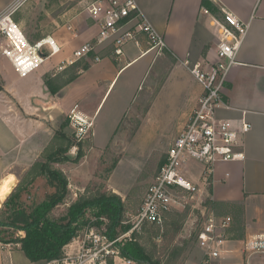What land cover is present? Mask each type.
Wrapping results in <instances>:
<instances>
[{"label":"crops","instance_id":"0c3cea01","mask_svg":"<svg viewBox=\"0 0 264 264\" xmlns=\"http://www.w3.org/2000/svg\"><path fill=\"white\" fill-rule=\"evenodd\" d=\"M17 1L0 0V14ZM24 1L18 3V9ZM210 1L219 8L218 14L207 11L203 0H136L143 19L163 40L162 49H151L144 35L140 37V45L135 41L125 44V53L120 58L112 55L113 45L102 46L98 50L101 59L97 61L94 57V63L88 69H82L75 80L62 87L66 92L61 96L60 89L54 92L48 88L44 77L54 68L58 69L75 49L93 41L100 25L92 19L91 24L78 28V37L65 29L59 37L45 35L39 39L38 42L52 36L63 45L55 55L66 52V57L51 69L46 62L52 57L47 59L41 69L32 71L34 75L31 72L22 77L13 69L18 74L17 78L7 80L5 88L0 91V186L7 177L13 176V191L21 182L19 177L29 175L35 162L55 145L56 132L74 108L90 123V142L98 135L97 123H124L135 103L139 102L136 91L150 76L151 69L154 70L151 75L154 90L140 99L144 110L138 115L139 127L131 135L133 140L130 137L126 145L130 146L146 123L165 120L178 123L173 142L204 92L188 66L200 63L209 68L217 62L219 32L215 19L223 18L221 9L225 7L240 20L249 22V30L237 55L238 63L231 68L227 79L225 98L231 107L222 108L218 113L220 117L239 120L246 109L252 127L242 137L243 160L218 162L208 182L203 181L204 166L200 163L197 166L198 162L193 161L189 177L200 182L201 198L207 203L211 200L208 205L218 215H230L234 219L232 226L225 231L230 250L210 264H264V254L249 256L237 249L247 234L264 230V0ZM136 23L133 21L127 26L132 27ZM136 28L138 31L139 27ZM119 125L112 139L116 138ZM91 145L87 151L94 148ZM123 161L124 154L117 165ZM112 173L111 181L114 180ZM37 181L41 179L33 184L32 193H40L43 189ZM125 189L115 188L112 192L123 198ZM6 198L3 197L1 205ZM65 204L70 203L67 201ZM77 248L78 243L73 240L65 246V254ZM191 254L185 264H195L204 256L198 247ZM110 257L113 264H125L115 255ZM0 264L45 262L31 261L19 244L0 241Z\"/></svg>","mask_w":264,"mask_h":264},{"label":"built area","instance_id":"2783aa9c","mask_svg":"<svg viewBox=\"0 0 264 264\" xmlns=\"http://www.w3.org/2000/svg\"><path fill=\"white\" fill-rule=\"evenodd\" d=\"M21 2L22 0L12 3L0 14V41L3 43L1 55L10 61L20 76L25 77L32 71L41 69L45 61L58 53L63 45L52 36L37 43H32L27 38L22 26L14 19L17 5ZM221 12L223 18L215 19L219 32L218 60L209 68L200 63L188 66L193 77L203 86L204 92L186 125L166 152L164 162L146 192L132 228L115 239H110L95 227L86 228L73 239L78 243L76 250H70L63 258L46 261L45 264H108L109 255H115L125 264H138L121 255L118 243L131 237V233L140 230L145 224L163 226L169 211L185 209L187 206H192L193 211L199 212L201 221L196 245L204 256L195 264H210L213 259L220 258L230 250L225 231L232 226L233 217L218 215L201 198L200 182L189 177L193 161L204 166L203 181L208 182L218 162L243 160L245 153L242 150V137L252 127L247 119L246 109L239 120L220 117L218 113L222 108L231 107L225 98L227 79L231 68L238 63L237 55L249 30V22L240 20L225 7ZM84 13L86 15H83L82 21H98V34L93 41L75 49L72 56L59 65L60 70L92 53L95 54V60L99 61L101 56L98 50L107 44L113 45L112 55L120 58L129 41L140 45L141 35L147 38L151 49L158 47L161 50L164 45L153 26L143 19L136 0H92L85 3L77 14ZM133 21L137 23L128 27ZM69 23L66 24V30L78 37L80 21L77 23L70 19ZM136 27H139L138 31ZM71 118L82 135L86 131L83 125L86 120L76 108L72 110ZM237 249L249 256L264 254V230L247 234Z\"/></svg>","mask_w":264,"mask_h":264},{"label":"rangeland","instance_id":"374dc122","mask_svg":"<svg viewBox=\"0 0 264 264\" xmlns=\"http://www.w3.org/2000/svg\"><path fill=\"white\" fill-rule=\"evenodd\" d=\"M90 1L92 0H25L16 11L14 19L19 22L23 30H30L32 33H35L37 38H42L45 35H55L59 37L65 33L66 24H70V19L77 23L80 21L79 26L91 24L92 19L81 20L83 15L85 17L86 13L81 15L77 14L81 11L83 5ZM2 50L3 43L0 41V83L3 85L4 89L6 83L10 80L14 81L18 74L13 72L14 67L10 61L1 55ZM65 55L66 52L53 56L46 62V66H48L49 69L56 67L58 62L65 59ZM93 59L94 57L92 58V56H90L82 61H85V63L89 62L91 65L94 63ZM85 63H81L80 67H83ZM153 71L151 69L150 76H147L143 80L141 88L136 91L139 102L135 103L134 110H131L125 122L121 124L97 123L95 129L98 131V135H96L93 142L92 140L91 142L88 140L91 133L89 131L90 123L87 122V120L86 123H83L86 131L82 133V135L79 134L78 127L73 125L71 114L67 115L64 121H62V123H66L68 120L69 125L65 128V132L72 137L75 143H83L84 151L83 157L78 162L69 161L59 165L66 173L69 180V195L65 200L66 202L68 201L72 204L84 193L91 195L96 194L98 191L112 192V189L115 188H126L127 190L125 189V191H123V195H125L123 199H126L124 202L125 223L133 224L135 216L143 205L146 192L153 182L178 130V123H172L168 120L160 123H146L138 137H136L134 141H131L130 146L128 147V145H126L129 144L128 142L132 138L131 135L137 130L136 127H139V123H137L139 118L138 115H141L144 110L142 107L143 105L140 104V99L143 100L149 91L154 90L151 77ZM74 72V65H70L64 70L54 68L53 71L46 74L44 79L46 83H48L47 86L50 90L58 91L60 89L59 91L61 92L63 90L61 87L62 83L68 80ZM34 73L35 72H32L31 75H34ZM121 81L122 80H120L117 85L116 90L119 88ZM101 87H104V85L101 84ZM95 94H97V92H95ZM139 105L141 108H139ZM118 125L119 129L115 136L116 138L112 139ZM83 137L87 138L83 139ZM77 144H75L69 152L72 158H75L78 154L79 146H77ZM91 144L94 148L87 151V148ZM123 154L124 161L118 166L117 164ZM196 165L198 166L199 163ZM117 166L118 168L116 169ZM112 172L114 173L113 181L109 179ZM24 176L19 177V181H22ZM37 183H41V187L44 186L42 181H37ZM43 190L44 189H42V191ZM31 194L33 196L31 200H34L36 195L34 193ZM2 200L3 197L0 199V208L2 206ZM70 204L64 203L57 206L53 215L56 216L65 213ZM176 210L182 213V215H178L177 217V225L179 226L177 230L170 225V221H173L176 217ZM87 217L92 222L97 221L93 214L89 213ZM199 217L200 215L197 210L193 211L192 206H190V209L187 206L185 209L180 208L175 209V211L173 210L160 229L151 226H143L140 229L141 231L135 230V232L137 231L138 233V241L150 252L157 250L155 252L156 256L162 257V264H167L171 259H173V261L170 264H185L191 257V253L197 248L195 237H193L192 240H189V238L191 235H194L201 226ZM86 228H89V226L85 227L82 231ZM95 228L98 229L97 227ZM167 229H169V231ZM98 230H100V228ZM165 231L168 232L169 237L174 235L173 241L168 246V249L165 248L166 240L163 243V238L161 240L159 238ZM156 233L159 234V236L156 235ZM18 234L22 237L26 235V232L23 233L20 231ZM127 239L128 237L122 239L120 245H124ZM182 239L188 240L186 243H184V241L182 243ZM158 252H160V254H158ZM175 256H177L178 259H175Z\"/></svg>","mask_w":264,"mask_h":264},{"label":"trees","instance_id":"16d2710c","mask_svg":"<svg viewBox=\"0 0 264 264\" xmlns=\"http://www.w3.org/2000/svg\"><path fill=\"white\" fill-rule=\"evenodd\" d=\"M203 5L216 14L220 11L210 0H203ZM25 34L32 43H37L41 39L37 38L35 33L28 29L25 30ZM91 56L95 57V54L92 53ZM81 63H85V61L81 60L72 64L75 72L62 83L61 87L69 85L79 76L82 69L85 70L90 67L89 62L85 63L83 67H80ZM1 90H3V85L0 83ZM68 125V120L63 123L56 132L55 145L50 147L45 155L35 162L29 175L24 177L0 208V241L19 244L27 257L34 262H46L63 258L65 256V246L80 235L85 227L100 228L107 237L115 239L128 232L133 225L125 223L123 198L116 193L107 191H98L96 194L91 195L84 193L69 205L65 213L53 215L55 208L66 203L65 200L69 195V180L59 165L69 161L78 162L84 155L83 143H75L72 137L65 132ZM75 144L79 146V151L77 156L72 158L69 152ZM37 179H41L44 184L42 188H45L40 193L33 192L36 198L31 200L33 197L31 194L33 184ZM208 203L211 204L212 201L208 200ZM188 208L190 209V206ZM176 211V217L173 221H170V225L177 230L179 229L177 217L182 213ZM172 212L173 210L167 213L166 220ZM89 213L93 214L97 221L92 222L87 217ZM144 226H151L156 229L162 227L158 224H145ZM198 229L194 235H191L189 240L195 237L196 241ZM167 230L169 231V229ZM20 231L26 232V235L21 237L18 234ZM137 234V231H134L124 245H120L121 241L118 243L121 255L137 261L138 264H162V257L156 256L155 252L157 250L150 252L138 241ZM156 235L159 236L157 233ZM173 237L174 235L169 237L168 232L165 231L159 238L160 240L163 238V243L166 240L165 248L168 249ZM187 240L182 239L181 241L186 243ZM175 259H178L177 256H175ZM172 261L173 259L167 264ZM108 264H113L112 257L108 258Z\"/></svg>","mask_w":264,"mask_h":264},{"label":"bare ground","instance_id":"6f19581e","mask_svg":"<svg viewBox=\"0 0 264 264\" xmlns=\"http://www.w3.org/2000/svg\"><path fill=\"white\" fill-rule=\"evenodd\" d=\"M13 183V176H9L5 179L3 184L0 186V196L6 197L7 193L11 191V184Z\"/></svg>","mask_w":264,"mask_h":264},{"label":"water","instance_id":"95a60500","mask_svg":"<svg viewBox=\"0 0 264 264\" xmlns=\"http://www.w3.org/2000/svg\"><path fill=\"white\" fill-rule=\"evenodd\" d=\"M65 92H66V89H63V90L59 93V96L63 95V93H65ZM11 193H12V191L8 192L6 197H9Z\"/></svg>","mask_w":264,"mask_h":264}]
</instances>
